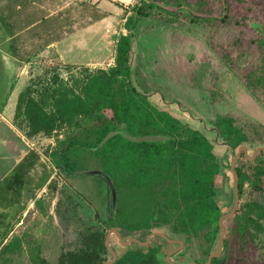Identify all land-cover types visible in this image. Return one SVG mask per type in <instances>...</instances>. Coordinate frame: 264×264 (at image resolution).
<instances>
[{"label": "rangeland", "instance_id": "374dc122", "mask_svg": "<svg viewBox=\"0 0 264 264\" xmlns=\"http://www.w3.org/2000/svg\"><path fill=\"white\" fill-rule=\"evenodd\" d=\"M102 1H61L63 49L48 44L54 37L46 35V31L58 25L53 22L57 18L37 11L40 1L7 0V6L0 8L16 29L31 23L19 34L20 58L13 57L9 62L14 81L39 89L31 97L40 103L41 97L46 96L40 83L55 76L78 103L71 122L50 134L27 136L26 122L13 123V119L0 118V141L4 148L11 147L20 153L35 150L42 162L40 166L50 172L41 188L29 185L25 189L20 206L23 213L8 237L19 238L20 246L2 254L0 264H31L35 253L54 264L61 253L79 247L86 229L103 231L106 235L107 222L118 223L115 204L111 202L112 183L99 166L80 167L66 174L52 161L51 153L72 129L70 124L86 117L87 104L93 96L90 77L99 69L114 65L115 38L120 34L132 36L129 65L136 88L146 92L152 105L199 130L212 143L221 166L215 180L214 200L223 214L233 205L234 181L229 163L237 148L230 149L217 136L215 116L232 117L244 132L247 157L256 147L264 148V0H154V5L143 8L132 30L125 28V20L143 5V0L114 1L106 10L97 6ZM96 9L104 10L101 12L105 17L93 21L90 16ZM1 21L0 28L6 29ZM1 73L0 68V99L4 91ZM50 110L45 107V112ZM104 114L110 116L108 110ZM3 152L0 148V154ZM246 159L241 155L235 168L253 179V169L245 163ZM40 166L32 172L33 176ZM30 189H33L31 197ZM263 201L260 186L254 187L247 181L235 213L223 220L224 236L231 239L230 244L244 245L243 264H264V233L243 244L237 242L231 237L234 216L243 212V204ZM119 232L122 240L134 237L144 241L150 232H160L169 239L182 241L183 247L167 257L175 264H208V256L217 251L218 239L209 246L206 229L189 238L173 232L170 224L137 232H128L120 226ZM108 242L117 258L137 246L136 243L123 246L114 234L109 235ZM149 245L160 247L161 264H168L166 254L177 247L158 236H151ZM227 254L228 249L222 245L221 253L213 258L224 261ZM105 256L111 258L108 250Z\"/></svg>", "mask_w": 264, "mask_h": 264}, {"label": "trees", "instance_id": "16d2710c", "mask_svg": "<svg viewBox=\"0 0 264 264\" xmlns=\"http://www.w3.org/2000/svg\"><path fill=\"white\" fill-rule=\"evenodd\" d=\"M152 5L154 0H143V5L136 7L135 12L142 13L143 8ZM103 17L105 14L99 9L90 16L93 21ZM0 19L7 26L6 29L2 27L3 30L10 37L14 36L9 40L1 38L0 47L13 57L20 58L19 34L31 23L23 29H16L15 23L7 22L5 17ZM138 19L139 16L134 14L129 16L125 20V28L132 30ZM131 37L127 33L115 38L114 65L106 70L99 69L90 77L93 96L87 104L86 117L70 124L72 129L51 153L52 161L66 174L95 164L102 174L109 177L116 195L114 200L111 197V202L115 204L118 223L110 220L107 222L108 228L119 230L121 226L128 232H137L170 224L173 232L186 238L206 229V241L210 246L218 239V219L223 214L214 200L220 163L213 153L212 143L202 132L182 123L168 111L152 105L146 92L133 84L129 65ZM39 87L41 92L46 91L40 103L31 97L32 92L39 89L34 90L28 84L18 93L15 104L12 121L26 122L27 136L50 134L55 128L70 123L71 114L78 106L75 96H70L55 76L42 80ZM4 105L5 98L0 102V112ZM34 106L36 110H33ZM45 107L51 110L45 112ZM105 110L110 112V116L104 114ZM213 125L217 136L232 150L247 140L230 116L216 115ZM118 128L134 138L158 135L166 136L167 139L133 142L115 134L98 146L108 133ZM245 163L253 169V179L239 167L235 168L239 199L247 181L254 187L260 186L264 192L262 152L258 151L252 160L246 159ZM40 165L39 154L29 149L0 181V257L20 246L19 238L13 237L5 244L1 243L8 233L10 219H15L20 213L25 189L29 185L39 189L50 177V172ZM37 166L41 168L35 177L32 172ZM32 195L33 189H30L29 197ZM234 220L231 237L236 238L237 242L243 244L245 240H253L263 234L264 201L243 204V212L234 216ZM104 235L103 231L86 229L80 238L79 247L61 253L54 264H103L107 260ZM230 241L224 236L223 246L228 249L226 259L213 258L212 264H243L244 245L234 246ZM159 252V246L137 245L127 249L113 264H161ZM31 264L51 263L35 253V256H31Z\"/></svg>", "mask_w": 264, "mask_h": 264}, {"label": "crops", "instance_id": "0c3cea01", "mask_svg": "<svg viewBox=\"0 0 264 264\" xmlns=\"http://www.w3.org/2000/svg\"><path fill=\"white\" fill-rule=\"evenodd\" d=\"M31 1H34V3L36 2V0H31ZM37 1H40L39 2V8H38V10L36 9L37 11L41 10V14L46 13V15L48 17L52 16V19L57 18V21L54 20L53 22H54V24L57 23L58 25L56 26V24H55L53 26L54 27L53 29H50V30L47 29V31H46V33L48 35H51L52 38L54 37V39L52 41H50V43H48V44L52 45L53 47L55 46L57 48L63 49L62 46L64 44H63V41L60 40L62 37V35H61L62 34L61 33L62 32V29H61V21L62 20L60 17V13H61L62 7H63L61 5V1H63V0H37ZM114 1H119L120 3H125L126 0H104V2L103 1L101 3L99 2L97 6L106 10L107 7H109V5L111 4V2H114ZM34 3L32 2L33 5H34ZM45 5H49V6L46 8ZM56 5H57V9H56ZM6 6H7V0H0V8L6 7ZM50 6H53V9H51ZM31 7H33V6H31ZM104 10H101V11H104ZM5 14H7L6 11L3 12L2 9H0V18L3 16L5 17ZM7 16H8V14H7ZM6 21L8 22L9 20L6 19ZM24 30H26V29H23V31ZM23 31H22V33H24ZM13 37L14 36L10 37L8 33H6L3 29L0 28V39L6 38V40H9V39H12ZM74 37H76V35ZM71 38H73V37H71ZM49 45H47V46H49ZM11 58H13V56L9 53V51H7L6 49L3 50V48L0 47V68H1V72H2L1 76L4 77V82L2 85L4 87V91H3V96L0 99V102L3 100V98H5V105L3 106V109L0 112V118H2V119L5 118L6 121L11 120L13 118L18 93L25 86L24 82H23V85L21 86L18 84L19 80L14 81V75H13L14 72H13V70L9 64V62L11 61ZM0 148H2V150H4V152L2 154H0V181H1L4 177H6L11 172L13 167L22 159V157L27 153V151L29 149L20 153L18 151H15L11 147L4 148L3 144H1V141H0ZM21 203H23V200H21ZM0 211H1V209H0ZM21 213H23V212H21ZM21 213H18V215L16 216L15 219H10V227L8 229V233H7L6 237L3 239L1 245L8 242V240H9L8 237L10 236V233L12 232L14 225L19 223L18 218L20 217Z\"/></svg>", "mask_w": 264, "mask_h": 264}, {"label": "water", "instance_id": "95a60500", "mask_svg": "<svg viewBox=\"0 0 264 264\" xmlns=\"http://www.w3.org/2000/svg\"><path fill=\"white\" fill-rule=\"evenodd\" d=\"M115 134H119V135L127 138L128 140L133 141V142H137L140 140L163 141V140L167 139L166 136H158V135H149V136H146L143 138H134L130 134H127L123 129L118 128L115 131L108 133L101 140V142L98 146H101L107 140V138H109ZM258 151H261L263 156H264V148L262 146H259V147H256L254 150H252V152L250 153V156L247 157V148L245 145L242 144L237 148L233 158L231 159V161L229 163V167L232 171L233 181H234L233 205H232V208L229 212L222 214L218 219V225H219L220 233H219L218 241H217V251L215 254H210L208 256V262H207L208 264L210 263V260L213 257H217L221 253L222 245H223V238H224V234H225V227L223 225V220L225 218L233 215L236 211L237 206H238V202H239L238 176H237V173L235 171V162L240 157L241 154H243L248 160H252V158L254 157V155ZM111 194H112V199L114 200L115 192L113 191L112 188H111ZM110 234H114L116 236L118 242L120 244H122L123 246H129L131 243H136L138 246H147V245H149L151 236H158L160 238H163L164 240H166L168 243H171V244L178 243V247L176 249H174V250H172L166 254V261L168 262V264H175V263L171 262L170 260H168L167 257H169L170 254L174 253L176 250L180 249L183 245L182 241L169 239L163 233H160V232H150L144 241H141V240L134 238V237H129L126 240H122L120 232L116 228H109L106 235H105V238H104V244H105V247L108 250L111 258L107 259L103 264H113L117 260V255L115 254L114 250L110 247L109 242H108Z\"/></svg>", "mask_w": 264, "mask_h": 264}, {"label": "flooded vegetation", "instance_id": "af4514ba", "mask_svg": "<svg viewBox=\"0 0 264 264\" xmlns=\"http://www.w3.org/2000/svg\"><path fill=\"white\" fill-rule=\"evenodd\" d=\"M134 14H136L137 16H141V13H136V12H135ZM241 155H243V154H241ZM241 155H240V156H241ZM243 156H244V155H243ZM117 230H118V229H117ZM118 231H119V230H118ZM182 243H183V242H182ZM173 245H176V246L178 247V243H174ZM177 247H176V248H177ZM182 247H183V245H182ZM182 247H181V248H182ZM176 248H174V249H176ZM181 248H180V249H181ZM174 249H173V250H174ZM178 250H179V249H178ZM178 250H176L174 253H176ZM174 253H173V254H174Z\"/></svg>", "mask_w": 264, "mask_h": 264}]
</instances>
